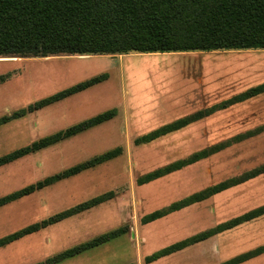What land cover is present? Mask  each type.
I'll list each match as a JSON object with an SVG mask.
<instances>
[{"label": "rangeland", "instance_id": "obj_1", "mask_svg": "<svg viewBox=\"0 0 264 264\" xmlns=\"http://www.w3.org/2000/svg\"><path fill=\"white\" fill-rule=\"evenodd\" d=\"M4 73L11 76L0 84V116L93 76L108 77L0 125V156L106 109L115 108L119 114L0 166V196L117 146L122 152L0 206L3 237L114 192L99 205L1 246L0 264L41 263L122 226L128 230L120 236L52 264H219L264 245L262 214L158 260H145L156 250L264 205V172L142 222L148 213L264 165V92L213 109L264 83V49L0 57ZM83 93L86 96L78 98ZM86 98L97 103L86 112H74L75 101ZM201 110L208 113L154 140L135 143L137 137ZM218 144L225 146L206 158L138 183L147 172ZM240 264H264V253Z\"/></svg>", "mask_w": 264, "mask_h": 264}, {"label": "trees", "instance_id": "obj_2", "mask_svg": "<svg viewBox=\"0 0 264 264\" xmlns=\"http://www.w3.org/2000/svg\"><path fill=\"white\" fill-rule=\"evenodd\" d=\"M233 49H264V0H0V57L51 56L60 54H127L164 53L186 51H213ZM11 73L0 74V84ZM106 73L93 76L39 99L27 107L0 116V125L64 99L107 78ZM264 92V83L251 87L220 108ZM198 111L193 115L168 123L145 135L135 143L149 142L161 135L178 130L205 115ZM111 108L79 121L57 132L34 140L26 146L0 156V166L24 157L53 143L76 135L90 127L116 116ZM224 144L199 150L185 159L177 160L138 177L143 184L167 175L206 158L223 148ZM122 152L117 146L85 161L76 163L34 183L0 196V206L29 195L36 190L74 176L83 170L112 159ZM264 172V165L242 178H230L217 182L172 206L156 210L142 217V222L154 221L170 211L202 201L230 188L241 180ZM108 192L83 201L63 211L35 221L23 228L0 237V247L27 234L36 232L67 217L88 210L112 198ZM264 214V205L243 215L224 221L217 226L192 237L171 244L146 256L147 262L158 260L173 252L208 237L238 226ZM126 226L102 233L92 239L66 248L46 261L52 264L75 256L120 236ZM264 253V245L242 252L219 264H240ZM131 264V263H129Z\"/></svg>", "mask_w": 264, "mask_h": 264}, {"label": "crops", "instance_id": "obj_3", "mask_svg": "<svg viewBox=\"0 0 264 264\" xmlns=\"http://www.w3.org/2000/svg\"><path fill=\"white\" fill-rule=\"evenodd\" d=\"M81 96H86L84 93L83 94H81V95H78V98L79 97H81ZM78 101V102H77ZM77 101H75V104H74V112H78V111H82V112H86L92 105H94L95 103H97V101L96 100H93V101H91V100H88L87 98L86 99H78ZM190 101H192L191 99L190 100H186L185 102L186 103H189ZM77 102V103H76ZM114 103H116V102H114ZM112 105V104H111ZM110 105V106H111ZM120 105V104H119ZM189 105V104H188ZM112 106H114V105H112ZM115 107V106H114ZM109 109H111V108H109ZM118 109V111L120 110V106H119V108H117ZM106 110H108V109H106ZM105 111V110H104ZM125 111V110H124ZM123 111V112H124ZM101 112H103V111H101ZM98 113H100V112H98ZM97 113V114H98ZM118 114H119V112H117ZM94 115H96V114H94ZM93 115V116H94ZM124 115L126 116V117H128L127 116V113H126V111L124 112ZM87 119V118H86ZM112 120V119H111ZM111 120H109V121H111ZM100 125V124H99Z\"/></svg>", "mask_w": 264, "mask_h": 264}]
</instances>
